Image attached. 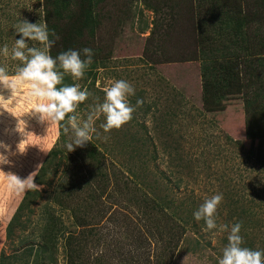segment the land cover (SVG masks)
I'll use <instances>...</instances> for the list:
<instances>
[{
    "label": "rangeland",
    "instance_id": "1",
    "mask_svg": "<svg viewBox=\"0 0 264 264\" xmlns=\"http://www.w3.org/2000/svg\"><path fill=\"white\" fill-rule=\"evenodd\" d=\"M49 2L53 21L46 24V0H0V49L7 44L11 50L21 38L20 22L41 21L59 37L50 49L53 58L69 49L82 59V49L94 52L82 79L66 75L62 83L91 93L77 109L81 122L117 80L134 87L131 106L137 99L144 103L110 133H104L101 115L88 142L69 152L67 118L63 127L42 122L26 87L11 95L0 86V155L8 161L0 156V264H218L238 222L242 246L264 251V167L249 156L264 154V68L244 74L247 57L202 56L226 48L225 24L216 23L212 33L203 22L225 2L226 11L239 12L242 3L257 13L247 27L255 29L257 51L264 53V21L258 20L264 6H254L255 0ZM249 61L264 64V56ZM18 66L10 53L0 52V67L10 76ZM248 125L258 136L248 134ZM89 143L96 160L87 154ZM5 174L31 176L36 188L13 190ZM139 178L166 208L138 200L142 191L132 180ZM217 193L223 194L218 228L205 232L193 213ZM50 239L44 258L38 257V247Z\"/></svg>",
    "mask_w": 264,
    "mask_h": 264
},
{
    "label": "clouds",
    "instance_id": "2",
    "mask_svg": "<svg viewBox=\"0 0 264 264\" xmlns=\"http://www.w3.org/2000/svg\"><path fill=\"white\" fill-rule=\"evenodd\" d=\"M16 33L21 38L15 40L11 50L5 44L0 52L5 56L10 53L11 59L20 61L22 66L17 67L13 76L8 74L5 67H0V86L10 90L11 95L17 94L22 87H26L28 97L35 103L34 111L42 122L50 121L59 124L67 118L63 131L65 134L71 133V142L67 144L69 152L77 147H83L88 142L90 133L95 131L93 122L101 115L105 118V123L101 127L104 133H110L130 122L136 108L143 105L144 101L137 99L136 106H131L129 97L135 94L134 87L125 80H117L111 86L104 88L103 102L91 107L87 118L81 122L77 109L91 93L86 88L81 90L78 83L60 85L66 75L74 81L84 77L86 70L93 62V50L82 49L85 59L81 58L80 51L71 49L53 58L50 55V49L59 37L55 32L50 34L46 24L23 21L17 26ZM50 35L55 39H50ZM28 41L38 42L39 46L35 44L29 46ZM0 98L3 96L0 95ZM104 139L107 140L108 137L105 136ZM4 161V163L8 162L5 157ZM6 177L9 187L13 190L24 191L25 188H36L31 176L26 180H21L13 174H7ZM222 201L223 194L217 193L205 200L193 213L196 221H204L205 232L218 228L216 212ZM227 228V225L222 226L223 230ZM241 228L242 224L239 222L231 227L227 236L228 243L223 249L222 258H219L218 264H264V251L242 246Z\"/></svg>",
    "mask_w": 264,
    "mask_h": 264
},
{
    "label": "trees",
    "instance_id": "3",
    "mask_svg": "<svg viewBox=\"0 0 264 264\" xmlns=\"http://www.w3.org/2000/svg\"><path fill=\"white\" fill-rule=\"evenodd\" d=\"M49 1L50 0H46V3H45L46 24L53 21V17L51 16V13H50V10H52V9L49 8V5H50ZM255 2L256 3H254V6H257V7L264 6V0H255ZM225 4H226V2H225ZM225 4L221 8L222 9L221 12L214 11V10L208 11V13L203 16L204 17L203 22L207 25L209 22L210 25H212V33H214L213 26H215L216 23H219L221 26H223V24H225L226 33L228 32L226 39L223 38V40H226V48L224 50H221V51L220 50H214L213 48H212V50L208 49V50L202 52V56L204 58L206 57L207 59L236 57V58H239L240 60H241V57H247L248 59L244 58L241 61L243 63L242 66L244 65V67L241 68V72L243 71L244 74L250 73L251 70L256 67V65H259V66L264 68V64H262L263 62L249 61L251 58H256V56H264V53L259 54L257 51V49L261 46V44L260 43L256 44L255 38L257 37V34H254L255 29L248 30L249 28L247 27V26H250L251 23L256 19L257 13H255L254 11L246 12L244 5L242 3L239 5V8L241 9L239 12L236 10L226 11L225 10ZM53 12L56 13L54 10H53ZM258 20L260 21V24H261V21L262 20L264 21V17L262 18V16H260V18H258ZM40 23L42 24L41 21H40ZM34 24H36V23H34ZM212 35L213 34H211V36ZM199 38L202 41H205L204 38H201L200 36H199ZM260 39H261L260 42H263L264 36L261 35ZM262 48L264 49V44H263ZM240 53H243L244 55L239 56ZM246 62H248V63L246 64ZM260 80H261L260 81L261 86L264 88V78L260 77ZM64 85H67V84H62L60 86H64ZM262 97L264 99V94H262ZM260 110H261L260 111L261 115L263 116L262 117V120H263L264 119V102H263L262 107H260ZM60 127H63L62 122H60ZM253 127L254 126L248 125V126H246L245 129L248 132V134L256 137L258 135L252 130ZM61 136H62V139L64 140L65 134L61 133ZM251 140H256V139L251 138ZM64 141H66V140H64ZM259 141L263 143L262 149H264V139L259 140ZM90 146H91V144L89 143V145L87 147V150H88L87 154L91 158L96 160L95 156H96L97 150L94 148V146L93 147H90ZM62 152H63V150H62ZM249 156L253 157L254 159H257L259 161V163L262 164V166L264 167V164L262 162L264 160V154H260L261 157H259V156L257 157L256 155H253L250 153ZM251 157H249V158H251ZM138 180L139 181H136V180L133 181L132 180V184L134 185V188H140V190L142 191L138 195V200L140 202L142 201V203L147 204V205L150 202H152L151 205H153V204H154V206L156 205L157 210L164 209L167 207V204L160 203V201L158 202V200H156V198H151L152 195L148 193L149 184L145 181V178H142V179L139 178ZM148 194H149V196H148ZM158 198H159V196H158ZM50 208H51L50 206H49V208L47 207L48 211ZM142 215H143L142 220L148 219L147 214L142 213ZM50 218L53 219L54 217L50 216ZM52 219H48V220H52ZM149 221H151V220H149ZM55 237H56V235H55ZM52 238H54V237H52ZM50 244H51V239H50V242L47 241V243L45 245H41L38 247V250L41 253V254H38V257L42 256V258H44V254L46 253L45 251L48 250V246H50Z\"/></svg>",
    "mask_w": 264,
    "mask_h": 264
}]
</instances>
